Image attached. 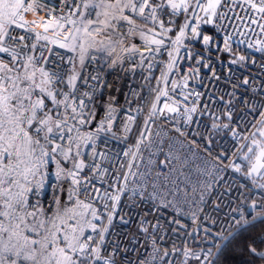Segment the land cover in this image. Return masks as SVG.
I'll use <instances>...</instances> for the list:
<instances>
[{
  "label": "snow or ice",
  "instance_id": "1",
  "mask_svg": "<svg viewBox=\"0 0 264 264\" xmlns=\"http://www.w3.org/2000/svg\"><path fill=\"white\" fill-rule=\"evenodd\" d=\"M230 250L264 264V0H0V264Z\"/></svg>",
  "mask_w": 264,
  "mask_h": 264
},
{
  "label": "built area",
  "instance_id": "2",
  "mask_svg": "<svg viewBox=\"0 0 264 264\" xmlns=\"http://www.w3.org/2000/svg\"><path fill=\"white\" fill-rule=\"evenodd\" d=\"M104 75L106 76L107 80L109 82L112 81H120L123 85V90L125 95L128 93L129 88L133 86V80L130 77L129 74H126L122 69L116 68V69H105ZM140 80V77H136V83H138ZM112 146V145H110ZM123 147L120 143H115L114 145V151H119Z\"/></svg>",
  "mask_w": 264,
  "mask_h": 264
},
{
  "label": "trees",
  "instance_id": "3",
  "mask_svg": "<svg viewBox=\"0 0 264 264\" xmlns=\"http://www.w3.org/2000/svg\"><path fill=\"white\" fill-rule=\"evenodd\" d=\"M253 231H259V229H253ZM248 257L240 253H234L231 250L225 254L223 258V264H247Z\"/></svg>",
  "mask_w": 264,
  "mask_h": 264
}]
</instances>
